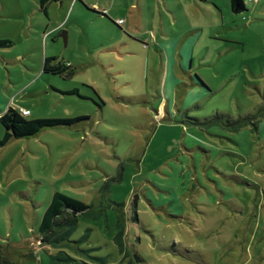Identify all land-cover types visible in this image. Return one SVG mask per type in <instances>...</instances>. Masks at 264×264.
I'll return each instance as SVG.
<instances>
[{"label":"rangeland","instance_id":"374dc122","mask_svg":"<svg viewBox=\"0 0 264 264\" xmlns=\"http://www.w3.org/2000/svg\"><path fill=\"white\" fill-rule=\"evenodd\" d=\"M85 1L99 9L63 7L45 45L40 0H0V39L14 44L0 50L14 59L0 117L13 105L83 119L0 146V264H264V0L239 15L230 0ZM46 58L75 75H42ZM217 114L258 127L188 119ZM55 192L101 213L80 216L64 248L39 232Z\"/></svg>","mask_w":264,"mask_h":264},{"label":"trees","instance_id":"16d2710c","mask_svg":"<svg viewBox=\"0 0 264 264\" xmlns=\"http://www.w3.org/2000/svg\"><path fill=\"white\" fill-rule=\"evenodd\" d=\"M48 0H40V3L44 5ZM231 10L234 14H241L246 12L247 6L244 0H230ZM13 46V42L10 40H0V49H7ZM56 63L52 65V62ZM44 72L50 73L52 75H63L66 78L75 75L76 70L70 65L62 62H58L54 59H47L45 63ZM224 117V115H215L210 118L201 120L198 118H188L191 120V124L197 127L210 128L214 126H222L227 128L229 131L237 132L243 128L253 127L257 129V116L255 114H250L245 117L238 119H231ZM83 119L74 120H32L21 115L20 111L9 108L1 117L0 123L5 129V137L0 140V146H4L11 138H26L36 135L38 132L44 128H53L58 126H71ZM110 186L109 182L106 183L104 189H108ZM115 206L120 207L122 205L115 204ZM80 216L86 218L97 219L101 216V213L95 211L92 206L86 205L85 203L72 199L60 192H55L52 200L45 211L39 232L41 235V240L44 244L52 245L56 248H64L67 245H61L77 228L78 218ZM90 231V230H88ZM123 231L120 230L114 241L118 247L121 254H124L125 245L122 239ZM90 235L88 234L82 238L79 243L88 241ZM95 249L89 250L93 251ZM85 252V251H84ZM87 253V252H85ZM59 260L61 262H71L73 259L63 251H60ZM133 264L141 262V258L136 254ZM98 264H111L108 257H93ZM5 264L8 261H5Z\"/></svg>","mask_w":264,"mask_h":264},{"label":"crops","instance_id":"0c3cea01","mask_svg":"<svg viewBox=\"0 0 264 264\" xmlns=\"http://www.w3.org/2000/svg\"><path fill=\"white\" fill-rule=\"evenodd\" d=\"M245 3H246V6L248 8V5L251 4V3H254L255 1L253 2H249L248 0H244ZM80 3V0H69L68 3H66L65 1H63V3L61 4V6H59V1L58 0H48L44 5H42L41 3L39 4L40 5V9L41 11L44 12V14L49 18V21H50V24L48 26V30L47 32H45V34L43 35V39H44V42H45V45L48 44L49 40L54 38V36L57 34V32L59 31L60 27H62V24H63V19L62 18H59V12L61 9H63V7H65V10H69L72 6H73V10L76 9L77 5ZM81 3H85L84 5H87V2L85 0H83V2ZM90 8L89 9H92L93 11L95 10H98V6L96 4H93L91 6H89ZM78 9V8H77ZM53 13H52V12ZM248 11V10H247ZM233 13V12H232ZM234 14V13H233ZM63 16V14H61ZM239 15V14H238ZM96 16L98 18H103V17H106L102 14H99ZM53 17H56L57 21L54 20ZM121 21V20H120ZM123 21V20H122ZM55 25V26H54ZM0 40H8V39H0ZM11 41V40H10ZM41 41V39H40ZM14 45V44H13ZM0 50H6V49H0ZM47 59H50V58H46L45 59V62H44V66H43V69L41 70L42 71V75L45 74L46 72H44V68H45V63H46V60ZM14 62V59L9 57V55L5 54V53H2L0 52V77H1V74L3 73V76H4V66L5 65H9L10 63H13ZM54 65V64H52ZM46 74H50V73H46ZM4 81V77H3V80ZM12 105V104H11ZM9 108H13L15 109V107L12 105V106H9ZM21 109H24V110H28L30 111L28 108H25L24 106H20ZM3 112V111H2ZM1 112V113H2ZM5 113V112H4ZM31 113V112H30ZM31 115L28 117L29 119H31ZM4 137H5V133H4ZM3 137V139H4ZM16 138H11L6 144H8L9 142H11L12 140H14ZM5 144V145H6ZM4 145V146H5Z\"/></svg>","mask_w":264,"mask_h":264},{"label":"built area","instance_id":"2783aa9c","mask_svg":"<svg viewBox=\"0 0 264 264\" xmlns=\"http://www.w3.org/2000/svg\"><path fill=\"white\" fill-rule=\"evenodd\" d=\"M249 2H253V1H255V0H248ZM123 23V21L121 20V21H119V25H121ZM20 113H21V115L22 116H24V117H29L30 116V111H28V110H24V109H21V111H20Z\"/></svg>","mask_w":264,"mask_h":264},{"label":"water","instance_id":"95a60500","mask_svg":"<svg viewBox=\"0 0 264 264\" xmlns=\"http://www.w3.org/2000/svg\"><path fill=\"white\" fill-rule=\"evenodd\" d=\"M62 36L64 37L65 40L67 39V33H66V32H64V33L62 34ZM137 198H138V197H136L135 200H134V207H135V208L137 207Z\"/></svg>","mask_w":264,"mask_h":264}]
</instances>
